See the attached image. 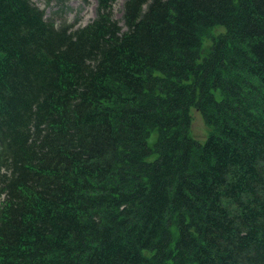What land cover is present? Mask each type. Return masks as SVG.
<instances>
[{
  "label": "trees",
  "instance_id": "obj_1",
  "mask_svg": "<svg viewBox=\"0 0 264 264\" xmlns=\"http://www.w3.org/2000/svg\"><path fill=\"white\" fill-rule=\"evenodd\" d=\"M117 1L0 0V264H264V0Z\"/></svg>",
  "mask_w": 264,
  "mask_h": 264
},
{
  "label": "rangeland",
  "instance_id": "obj_2",
  "mask_svg": "<svg viewBox=\"0 0 264 264\" xmlns=\"http://www.w3.org/2000/svg\"><path fill=\"white\" fill-rule=\"evenodd\" d=\"M34 1L45 10L47 17L54 16L58 24L63 21L77 26L85 25L95 16L96 0H61V2L59 0ZM123 2L124 0H118L115 4L117 17H121L122 15ZM192 115L193 133L197 138L204 140L210 128L197 108H192Z\"/></svg>",
  "mask_w": 264,
  "mask_h": 264
}]
</instances>
